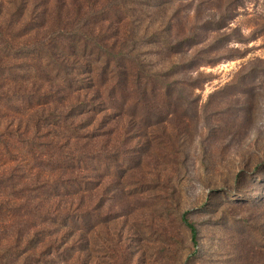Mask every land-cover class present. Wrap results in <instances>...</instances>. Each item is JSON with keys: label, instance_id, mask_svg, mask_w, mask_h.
I'll use <instances>...</instances> for the list:
<instances>
[{"label": "rangeland", "instance_id": "1", "mask_svg": "<svg viewBox=\"0 0 264 264\" xmlns=\"http://www.w3.org/2000/svg\"><path fill=\"white\" fill-rule=\"evenodd\" d=\"M148 14L154 53L165 39L197 38L150 57L162 70L177 66L174 106L144 114L143 128L133 107L134 120L117 124L120 159H86L81 176L94 184L60 200L72 213L86 207V225L64 237L30 207L36 162L3 147L0 264H264V0H150ZM11 106L0 108L1 140H17L33 113Z\"/></svg>", "mask_w": 264, "mask_h": 264}, {"label": "trees", "instance_id": "2", "mask_svg": "<svg viewBox=\"0 0 264 264\" xmlns=\"http://www.w3.org/2000/svg\"><path fill=\"white\" fill-rule=\"evenodd\" d=\"M149 3L10 0L6 10L0 9V108L19 105L11 107L25 112L23 116L33 111L23 130L16 132L17 140L13 133L0 139V151L4 147L10 153L13 146L36 162L39 182L33 188L25 186L38 191L30 207L57 236H66L68 230L65 233L64 229L81 227L84 231L86 207L72 213L74 206L61 205L60 200L80 197L87 184H94L81 176L88 168L84 166L87 158L102 161L114 154L115 161L120 159L114 153L119 151L121 136L117 124L135 117L132 108L137 107L142 110L138 126L143 128L144 114L166 113L174 106L169 96L176 82L169 79L177 66L162 70L161 62L150 57L172 49L180 53V46L192 49L198 42L191 33L176 42L165 39L158 53L146 49L160 43L152 40L158 32L149 36ZM225 25L217 22V29ZM194 63L190 60L186 65ZM0 134L4 136V132ZM104 137L112 141L110 147L107 144L111 152L100 145ZM184 223L196 245V224L186 216Z\"/></svg>", "mask_w": 264, "mask_h": 264}]
</instances>
